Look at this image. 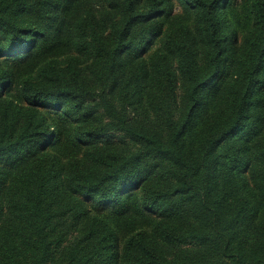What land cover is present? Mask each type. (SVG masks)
I'll return each mask as SVG.
<instances>
[{
  "label": "trees",
  "instance_id": "1",
  "mask_svg": "<svg viewBox=\"0 0 264 264\" xmlns=\"http://www.w3.org/2000/svg\"><path fill=\"white\" fill-rule=\"evenodd\" d=\"M0 264H264V0H0Z\"/></svg>",
  "mask_w": 264,
  "mask_h": 264
}]
</instances>
